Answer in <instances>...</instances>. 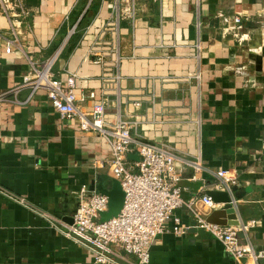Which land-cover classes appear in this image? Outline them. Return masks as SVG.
<instances>
[{
    "label": "crops",
    "instance_id": "obj_1",
    "mask_svg": "<svg viewBox=\"0 0 264 264\" xmlns=\"http://www.w3.org/2000/svg\"><path fill=\"white\" fill-rule=\"evenodd\" d=\"M23 1L30 13L24 54L42 62L62 49L52 73L75 76L78 99L99 98L105 79L109 122L119 114L134 123L133 137L170 142L180 157L199 158L197 181L177 164L185 201L206 195L218 170L236 175L234 221L254 222L240 240L264 250V0H137L135 21L112 30L105 27L115 19L112 0ZM236 16L237 37L229 30ZM7 28L0 18V95L7 94L0 102V264H95L61 230L72 224L81 188L111 189L99 166L110 149L78 120L60 119L44 92L29 99L30 89L20 88L28 63L15 48L6 54ZM78 105L92 107L87 99ZM176 215L192 222L185 210ZM113 258L135 262L120 251ZM149 264L237 263L210 233L191 230L159 236ZM241 264L264 262L247 257Z\"/></svg>",
    "mask_w": 264,
    "mask_h": 264
},
{
    "label": "built area",
    "instance_id": "obj_2",
    "mask_svg": "<svg viewBox=\"0 0 264 264\" xmlns=\"http://www.w3.org/2000/svg\"><path fill=\"white\" fill-rule=\"evenodd\" d=\"M137 0H112L111 9L115 15L112 22L105 27L118 29L122 21L133 23L136 19ZM30 16L23 0H0V18L7 22V31L11 40H6V54L15 48L24 54L20 43L22 28ZM229 30L237 37L242 29V19L233 17ZM75 28L72 30L74 32ZM62 49L46 61L40 62L25 55L29 71L23 77L20 88H29L30 98L44 92L62 120H78L81 129L97 134L110 149V159L99 163L107 170L109 177L117 181L124 193L121 211L116 217L102 222L100 217L108 210V197L85 187L76 193L77 209L72 224L65 226L61 233L76 245L87 249L95 264H119L114 258L116 251L135 258L132 264H149L150 247L155 240L166 233L174 236H186L191 230L206 231L219 241L232 259L241 264L244 258L255 262H264V250L254 251L249 243H242L240 234L245 233L254 222L237 226H220L210 224L207 218L215 211L227 207L237 208L239 201L234 196V188L239 185L238 177L227 170H218L214 174L215 183H209L211 190L229 194V203H216L206 195L185 201L182 197V173L177 169L178 163L185 164L193 171L190 181H197V174L203 170L199 158L189 160L180 157L170 142L153 143L146 136H132L135 125L117 115L115 122H109L108 81L104 79V88L99 98L91 92L78 99L75 76L56 78L52 69ZM95 64L102 63L98 54ZM7 94L0 95V102ZM89 100L90 111H83L78 103ZM134 109L141 107L140 101H134ZM136 155L138 161L129 162V157ZM185 210L191 216L190 224L183 223L176 215ZM168 222L173 224L168 228ZM60 223V220H59ZM54 226V224H53Z\"/></svg>",
    "mask_w": 264,
    "mask_h": 264
},
{
    "label": "water",
    "instance_id": "obj_3",
    "mask_svg": "<svg viewBox=\"0 0 264 264\" xmlns=\"http://www.w3.org/2000/svg\"><path fill=\"white\" fill-rule=\"evenodd\" d=\"M233 191L235 192L236 188H234ZM98 192L108 197V210L101 215L100 220L104 222L116 217L121 211L124 201V193L120 184L117 181H113L110 190L100 188ZM206 196L211 198L216 203L230 202L229 194L226 192L209 190L206 192ZM235 219L234 210L231 207H227L213 212L207 218V221L210 224L220 226H237L238 223L234 221Z\"/></svg>",
    "mask_w": 264,
    "mask_h": 264
}]
</instances>
